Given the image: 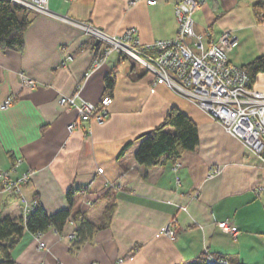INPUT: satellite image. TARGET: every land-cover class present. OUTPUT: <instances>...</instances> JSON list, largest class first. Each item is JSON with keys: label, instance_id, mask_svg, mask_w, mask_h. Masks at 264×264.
<instances>
[{"label": "crops", "instance_id": "obj_1", "mask_svg": "<svg viewBox=\"0 0 264 264\" xmlns=\"http://www.w3.org/2000/svg\"><path fill=\"white\" fill-rule=\"evenodd\" d=\"M180 1L49 0L55 15L31 14L23 52L0 47V105L14 97L11 106L0 108V172L14 167L17 177L32 172L21 196L0 184V218L22 217L25 200L38 199L49 214L69 209L70 190L73 213L85 212L96 227L108 204L116 206L111 225L78 249L69 238L80 226L74 219L62 234L54 228L43 232L45 248L27 231L13 247L16 264H192L205 252L232 264H264L262 159L209 114L165 84L154 85V76L134 58L129 64L128 57L113 53L86 80L103 47L58 17L88 22L110 34L136 27L143 42H152L176 36ZM198 1L196 31L211 29L214 39L223 32L235 36L232 51L239 47V53L229 57L232 63L242 67L264 53V24L253 9L257 0ZM67 55L73 60L64 64ZM112 70H117V81L109 119L79 122L70 131L77 113L60 104V95L73 94L81 84L82 95L98 103ZM22 73L39 85L25 86ZM174 106L198 124L200 144L194 151L151 168L135 160L139 142L121 154L129 140L159 126ZM214 167L220 173L209 177ZM107 182L122 188L111 190ZM225 220L238 228L237 237L218 226ZM170 223L176 225L175 239L163 232Z\"/></svg>", "mask_w": 264, "mask_h": 264}, {"label": "built area", "instance_id": "obj_2", "mask_svg": "<svg viewBox=\"0 0 264 264\" xmlns=\"http://www.w3.org/2000/svg\"><path fill=\"white\" fill-rule=\"evenodd\" d=\"M10 1L33 12L55 15L49 7V0ZM139 1L141 0H129V5ZM145 1L150 4L158 3V0ZM199 8L198 0L180 1L175 12L179 25L176 36L152 42H142L136 27L129 28L122 34H109L90 23L80 22L68 16L58 17L82 28L87 35L102 45V52L94 59L87 74L100 68L113 53L134 58L154 76V85L165 84L176 95L209 114L229 133L245 142L244 144L264 161V83L260 86L258 81L251 84L246 70L230 61L229 52L236 44L235 36L223 32L214 39L210 30L204 33L196 32L194 14ZM72 60L73 56L67 55L64 64ZM22 80L23 84L29 85L30 88L39 85L23 74ZM112 98L111 94H107L102 96L100 102L94 103L82 96L81 88L71 95L61 96V105L71 106L77 111V119L68 129L74 130L82 121L94 119L103 122L110 113ZM13 102L14 97L10 96L0 108L6 109ZM98 170L103 172V168ZM14 172L15 167L0 172V184L9 194L21 196L24 186L31 180L32 172L27 171L18 177L13 175ZM219 173L220 169L214 167L210 170L209 177H215ZM106 187L111 189L121 186L107 182ZM38 204V199L29 202L25 200L24 218H27ZM218 226L233 237L238 236V228L230 220L218 222ZM163 232L170 239L176 238V229L172 224ZM42 234L43 232H39L34 236L40 242V247L45 248V243L40 239ZM69 238L77 241V232L69 234ZM208 261L230 264L226 259L210 253Z\"/></svg>", "mask_w": 264, "mask_h": 264}, {"label": "trees", "instance_id": "obj_3", "mask_svg": "<svg viewBox=\"0 0 264 264\" xmlns=\"http://www.w3.org/2000/svg\"><path fill=\"white\" fill-rule=\"evenodd\" d=\"M253 9L257 21L264 24V0H257ZM34 13L10 0H0V47L3 50L24 51L25 32L33 21L31 14ZM96 48L98 46H95ZM242 68L249 74L251 84L259 80L264 81V53L243 65ZM116 81L117 70H112L105 78L106 93H113ZM137 142L139 143L135 151V160L146 168L160 165L166 160L177 161L185 152L194 151L199 146L198 124L190 115L174 106L159 126L143 136L129 140L122 148L121 154L125 155ZM74 197V191L70 190L68 193L70 208L53 214H49L39 203L27 218L23 216L0 218V264H16L12 250L15 243L27 231L35 235L54 228L62 234L68 222L74 219L80 224L76 230L78 240L74 243V249H78L90 240L98 229L111 225L116 210L115 203L108 204L102 216V223L96 227L88 221L85 212L79 210L73 213ZM192 264L220 263L209 262L208 253L205 252Z\"/></svg>", "mask_w": 264, "mask_h": 264}, {"label": "rangeland", "instance_id": "obj_4", "mask_svg": "<svg viewBox=\"0 0 264 264\" xmlns=\"http://www.w3.org/2000/svg\"><path fill=\"white\" fill-rule=\"evenodd\" d=\"M175 12H176V9H175ZM194 19H195V14H194ZM177 22H178V21H177ZM178 28H179V25H178ZM207 30H210V31L212 32L211 29H207ZM196 32H197V31H196ZM197 33H199V32H197ZM142 42H143V41H142ZM237 53H239V47H237L234 51L231 50V51L229 52V57L234 59V55L237 54ZM115 54H116V53H115ZM68 56H72V55H68ZM97 56H98V55H97ZM97 56H96V57H97ZM110 56H111V55H110ZM110 56H109V57H110ZM96 57H95V58H96ZM109 57H108V58H109ZM126 57H128V59H126V60H127V62L130 64V62L132 61V58L129 57V56H126ZM95 58H94V59H95ZM130 58H131V59H130ZM94 59H93V61H94ZM241 60H242V57H241ZM93 61H92V62H93ZM236 61L238 62V60H236ZM89 70H90V69H89ZM89 70H88V71H89ZM88 71H87V72H88ZM87 72H86V74H85V79H86V80H87V79H88V78H89V77H90L95 71H93V72H89L88 74H87ZM79 88H81V84L79 85V87H78L76 90H78ZM170 90H171V89H170ZM171 91H172V90H171ZM172 92H173V91H172ZM173 93H174V92H173ZM174 94H175V93H174ZM63 95H65V94H61L60 97L63 96ZM66 96H67V95H66ZM177 96H178V95H177ZM179 97H180V96H179ZM180 98H182V97H180ZM112 99H113V98H112ZM183 99H184V98H183ZM59 100H60V98H59ZM113 100H114V99H113ZM184 100H185V99H184ZM60 104H61V103H60ZM112 104H113V103H112ZM112 104H111V106H112ZM62 106H63V105H62ZM111 106H110V113H109L108 117H106V118L104 119V121H106L107 119H109V117L111 116ZM65 107L75 110V108H73V107H71V106H65ZM75 111H76V110H75ZM76 113H77V111H76ZM91 121H95V120H94V119L89 120V122H91ZM104 121H103V122H104ZM73 122H74V121H73ZM73 122H72V123H73ZM82 122H85V121H82ZM96 122H97V121H96ZM100 123H102V122H100ZM215 168H219V169H220V167H215ZM217 175H218V174H217ZM117 184H118V183H117ZM121 188H122V186H121L120 188H119V187H117V188H111V190H120ZM170 224H172L173 227H175V229H176V225H175L174 223H170ZM170 224H169V225H170Z\"/></svg>", "mask_w": 264, "mask_h": 264}, {"label": "bare ground", "instance_id": "obj_5", "mask_svg": "<svg viewBox=\"0 0 264 264\" xmlns=\"http://www.w3.org/2000/svg\"><path fill=\"white\" fill-rule=\"evenodd\" d=\"M79 21V20H78ZM80 22H84V21H80ZM86 23H88V22H86ZM94 26V25H93ZM96 27V26H95ZM99 28V27H98ZM82 29V28H81ZM102 29V28H101ZM83 30V29H82ZM104 30V29H103ZM106 31V30H105ZM107 32V31H106ZM107 33H109V32H107ZM110 34V33H109ZM92 64V63H91ZM90 67H91V65H90ZM90 67H89V69H90ZM88 69V70H89ZM23 74V73H22ZM22 74H21V77H22ZM23 75H25V76H27L26 74H23ZM27 77H29V76H27ZM30 78V77H29ZM30 79H32V78H30ZM33 80V79H32ZM35 81V80H34ZM37 82V81H36ZM38 83V82H37ZM264 83V81H262V80H259L258 81V85L260 86L261 84H263ZM25 86H27V87H29V85H25ZM81 94H82V90H81ZM107 94H109V93H106L105 95H107ZM83 96V95H82ZM84 97V96H83ZM85 98V97H84ZM73 131V130H72ZM242 141V140H241ZM243 142V141H242ZM243 143H245V142H243ZM254 152V151H253ZM255 153V152H254ZM264 162V161H263ZM113 183H116V182H113ZM117 184V183H116ZM119 184V183H118ZM120 186H122V184L120 185Z\"/></svg>", "mask_w": 264, "mask_h": 264}, {"label": "water", "instance_id": "obj_6", "mask_svg": "<svg viewBox=\"0 0 264 264\" xmlns=\"http://www.w3.org/2000/svg\"><path fill=\"white\" fill-rule=\"evenodd\" d=\"M100 42L99 41H97V44H99ZM147 133V132H146ZM146 133H144V134H142L141 136H143V135H145Z\"/></svg>", "mask_w": 264, "mask_h": 264}]
</instances>
